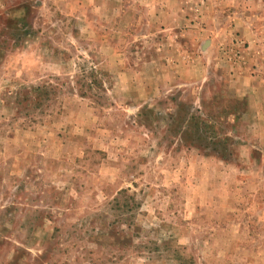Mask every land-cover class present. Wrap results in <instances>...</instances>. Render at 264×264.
Returning <instances> with one entry per match:
<instances>
[{"label": "rangeland", "instance_id": "374dc122", "mask_svg": "<svg viewBox=\"0 0 264 264\" xmlns=\"http://www.w3.org/2000/svg\"><path fill=\"white\" fill-rule=\"evenodd\" d=\"M0 264H264V0H0Z\"/></svg>", "mask_w": 264, "mask_h": 264}]
</instances>
